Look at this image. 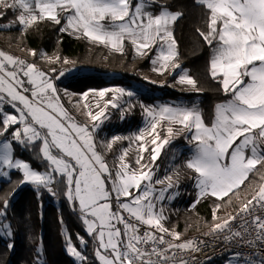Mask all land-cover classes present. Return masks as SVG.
Listing matches in <instances>:
<instances>
[{"label": "snow or ice", "instance_id": "6c2138e0", "mask_svg": "<svg viewBox=\"0 0 264 264\" xmlns=\"http://www.w3.org/2000/svg\"><path fill=\"white\" fill-rule=\"evenodd\" d=\"M194 3L205 9L206 30L196 31L209 48L208 76L226 97L214 105L210 121L196 103L140 104L142 128L98 145L96 132L110 119L109 109H118L124 119L136 107L125 100L135 96L134 91L113 87L78 94L69 102L88 118L89 123H81L62 103L55 83L66 70L54 77L36 63L0 50V178L20 172L16 183L30 184L38 194L43 189L55 196L62 187L91 238L96 264H201L194 254L202 253L207 242L184 239L181 232L166 227L165 202L179 194L175 190L182 173L198 189L192 208L206 197L230 204V194L239 197L241 186L247 189L255 183L235 214L221 218L217 213L222 204L214 206V223L204 235L251 250L235 253L233 259L242 264H264V0ZM10 12L14 19L0 26L3 29L15 26L24 36L48 21L61 25V33L116 53L123 54L130 45L136 56L150 58L152 72L177 74L181 90L202 91L180 62L174 32L183 12L172 11L164 0H0V20ZM29 55L70 63L34 49ZM64 95L76 94L64 90ZM181 136L188 155L159 176L156 161ZM125 140L128 147L121 148L110 165L105 154ZM17 147L32 153L43 170L17 156ZM15 191L13 187L0 196V237L13 235L4 221ZM63 235L66 251L78 264H93L83 251L89 243L84 236L76 234L77 245L67 230ZM7 247L14 245L9 242ZM34 264H46L42 243Z\"/></svg>", "mask_w": 264, "mask_h": 264}, {"label": "trees", "instance_id": "16d2710c", "mask_svg": "<svg viewBox=\"0 0 264 264\" xmlns=\"http://www.w3.org/2000/svg\"><path fill=\"white\" fill-rule=\"evenodd\" d=\"M164 2L172 11L183 12V17L175 24L174 35L178 42L181 66L188 69L190 74L198 80L199 87L202 89L200 92L191 90L190 93H182L173 89L170 85L174 83L175 77L169 74L164 76L151 74L149 58H135L130 45L126 47L123 54L116 53L101 45L90 44L83 38H74L61 33L59 31L61 25L48 21L30 29L24 36L17 28L3 29L0 27V50L23 58L27 62H34L54 77L61 70L71 69H88L98 74L112 75L109 79L81 77L70 82L56 84L74 93L80 94L89 89H101L113 85L125 86L132 82L145 83L154 92L151 96L142 97L146 103L154 104L180 99L197 101L205 120L210 121L214 105L226 97L219 91V85L208 76L209 48L196 31L197 28L206 30L205 9L195 4L194 0H164ZM13 19V14L10 12L4 20H0V26ZM30 49L36 50L37 53L44 52L49 57L59 55L62 60L66 58L70 63L65 65L61 62L43 61L39 55L37 57L29 55ZM53 68L56 72L50 71ZM143 75H148L157 83L163 82L164 84L158 86L145 82ZM174 143L179 144V141ZM169 153L165 148L157 163L164 161ZM15 154L26 162H30L37 170H43V166L32 157V153L17 147ZM21 178L22 173L13 171L10 178L0 183V196L11 193L13 187L16 188L15 195L10 197L7 218L4 221L11 225L13 235L7 239L0 237V264H34L36 248L40 243L43 246L46 264H71L63 235L65 230L71 234L73 243L77 245V233L89 241L87 248L83 251L93 261V264H96L92 255L91 238L87 236L78 213L72 210L64 196L63 188H58V194L55 196L43 189L38 194L30 184L18 185L16 182ZM252 179L255 182L257 178ZM254 186L255 183L249 185L247 189L241 186L239 197L230 194L232 200L230 204L223 203L215 197H206L201 199L195 208H192L191 206L197 199L192 195L187 196L182 199L180 209L176 214L166 221V227L175 228L183 236L204 231L214 223L212 212L217 203L222 204L217 213L221 218L234 214L241 200L252 191ZM53 187L57 188L56 185ZM0 207H2V201H0ZM9 242L14 245L12 249L7 247Z\"/></svg>", "mask_w": 264, "mask_h": 264}, {"label": "rangeland", "instance_id": "374dc122", "mask_svg": "<svg viewBox=\"0 0 264 264\" xmlns=\"http://www.w3.org/2000/svg\"><path fill=\"white\" fill-rule=\"evenodd\" d=\"M14 28H17V27L14 26ZM65 34L72 36L74 38H77L76 36L71 35L69 33H65ZM86 41L88 43L92 44L90 41H88V40H86ZM133 56L135 58H140V57L135 55L134 51H133ZM42 60L46 61L44 59H42ZM149 62H150V58H149ZM151 68H152V65L150 63V71H151ZM178 72H179V70H177V73ZM151 74L158 75L157 73H154L152 71H151ZM170 76L175 77L174 83L171 84V85H174V86H171L173 89H175L179 92H182V93H184V92L190 93L191 92V89L181 90V86L176 85L175 81L178 78L177 74H172ZM81 77H96V78L109 79L112 77V75L98 74V73H95L94 71L88 70V69H81V70L71 69L69 71H66V73L63 77H60L59 79L55 80V83L58 84V83L70 82V81L79 79ZM145 77H147L148 79H145ZM143 80L145 82H149V83H152L151 81H154L148 75H143ZM153 84L158 85V86H162L164 83L159 82V83H153ZM56 86L60 90L61 97H62V103H64L65 107L70 111V113L72 115H74L76 120H78L81 123H89V120L84 115L83 110H77L76 108L73 107V104L69 102L70 100L75 101L78 98V93H74L71 90H68L62 86H58V85H56ZM113 87H123L125 89L134 91L136 93V95L131 97V98L125 97V100H130L132 103L136 104V107L134 109H132L129 113H126L124 119H121V113L118 109H111L110 108L109 109L110 119L105 121L104 124L101 126V128L98 129L96 132V141H97L98 145L100 142L106 141L114 135L130 136L131 134L137 132L140 128H142L144 126V116L142 114V109L139 107L140 104H145V105L163 104V103H159V102L154 103V104H148L142 99L143 96H146V95L151 96L154 94L153 89L145 83L132 82L129 85H125V86H114L113 85V86L104 87V88H113ZM101 89H103V88H101ZM64 90H67L69 93L76 94V95H73L71 97L65 96ZM167 103H172V104L183 103V104L191 106L193 103L197 104V101L180 99L178 101H170ZM176 141H179V144L174 143ZM128 145H129V141L125 140V141L115 145L112 152L106 153L105 155H106V160L108 161V163L111 165L114 161V158L118 155L119 150L121 148L128 147ZM133 147H135V146L133 145ZM165 148H167V151L170 152L168 154L167 158L164 159V161H161L159 163H157V161H156V164L159 166L158 175L161 177H163L167 173H170L172 167L174 165L181 164L184 157L186 155H188V153L186 151V148H187L186 141L183 139L182 136L180 138L175 139L171 145L166 146ZM131 155H132V153H130V158H131ZM174 156H175V159H173ZM7 179L8 178H0V183L3 181H6ZM23 185H26V184H23ZM175 191H178V193H179L175 197V199L172 200L171 202H167V201L165 202L166 215L169 218L172 215L176 214L177 210L180 209V206H181L180 203H181L183 198L192 195V196H195L197 199L198 189H196L194 182L191 179H189L187 175H185L183 173H182V177H181L180 186ZM1 238L7 239L5 237H1ZM69 257H70L71 264H78V262L75 260V258L73 256H71L69 254ZM223 259L220 261L221 264H225L226 259H228L229 264H242L238 261H234L233 259H231L229 257L223 258Z\"/></svg>", "mask_w": 264, "mask_h": 264}, {"label": "built area", "instance_id": "2783aa9c", "mask_svg": "<svg viewBox=\"0 0 264 264\" xmlns=\"http://www.w3.org/2000/svg\"><path fill=\"white\" fill-rule=\"evenodd\" d=\"M209 229L210 228L188 236H183L184 239L197 238L207 242V245L204 246L202 253L194 254L201 261V264H218L223 258L229 257L233 259L235 253L238 251L242 253H248L251 251L247 248L236 247L235 245L225 246L223 242L213 241L212 237L204 235V233L208 232ZM233 260L242 263L238 259Z\"/></svg>", "mask_w": 264, "mask_h": 264}, {"label": "crops", "instance_id": "0c3cea01", "mask_svg": "<svg viewBox=\"0 0 264 264\" xmlns=\"http://www.w3.org/2000/svg\"><path fill=\"white\" fill-rule=\"evenodd\" d=\"M157 103V102H155ZM159 103H167V102H159ZM225 264H229L228 259L225 260Z\"/></svg>", "mask_w": 264, "mask_h": 264}]
</instances>
